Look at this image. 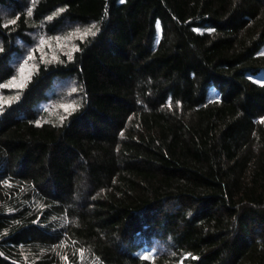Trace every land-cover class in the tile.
<instances>
[{"label": "trees", "instance_id": "1", "mask_svg": "<svg viewBox=\"0 0 264 264\" xmlns=\"http://www.w3.org/2000/svg\"><path fill=\"white\" fill-rule=\"evenodd\" d=\"M69 24L0 88V264H264V0H0V84Z\"/></svg>", "mask_w": 264, "mask_h": 264}, {"label": "rangeland", "instance_id": "2", "mask_svg": "<svg viewBox=\"0 0 264 264\" xmlns=\"http://www.w3.org/2000/svg\"><path fill=\"white\" fill-rule=\"evenodd\" d=\"M86 30L87 29L79 25L69 24L65 25L61 30L57 31V33L52 34V36L50 34H46L34 37L32 39L33 42L26 45L25 47H22L20 55L13 59L12 64L15 69V74L14 78L10 82L16 81L23 82L25 84L30 78L33 71H35L38 64L54 62L60 56H70L75 51L74 49H76L75 41H82L88 36L84 35ZM29 57H32V59H29ZM22 68L24 69L23 74L21 73ZM24 77L28 78L24 79ZM72 85L73 83L71 82H66L62 84L61 87L60 84H57L56 90L66 93V97L64 98V100H68L69 98L73 99L70 93V91L72 90ZM6 88L20 89L12 87ZM0 102H2V100H0ZM66 102L59 103V109L63 111V114L68 113L64 110V106H74L71 101L70 103ZM64 103L66 104L63 105Z\"/></svg>", "mask_w": 264, "mask_h": 264}, {"label": "snow or ice", "instance_id": "3", "mask_svg": "<svg viewBox=\"0 0 264 264\" xmlns=\"http://www.w3.org/2000/svg\"><path fill=\"white\" fill-rule=\"evenodd\" d=\"M30 14V13H29ZM15 21H12V23H14ZM93 27H95V25H93ZM89 34H92V35H94L95 33L94 32H92V30H91V28L90 29H88V30H86L85 31V33H84V35L85 36H87V35H89ZM74 50H76V49H74ZM55 58V57H54ZM29 59H32V57H29ZM23 71H24V69L22 68L21 69V73L23 74ZM30 75V74H29ZM28 77H24V79H27ZM25 85H24V83L23 82H16V81H12V82H10L9 84H0V88H6V87H12V88H23ZM16 97H14L13 99H15ZM3 98L2 97H0V100H2ZM4 103H7V101H4ZM64 110L66 111V112H69V114H70V110H75L74 108H73V106L72 105H66V106H64Z\"/></svg>", "mask_w": 264, "mask_h": 264}]
</instances>
